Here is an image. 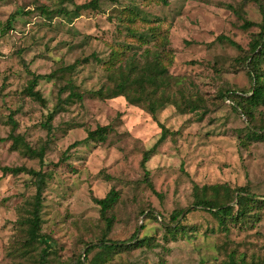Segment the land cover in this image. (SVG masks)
Returning <instances> with one entry per match:
<instances>
[{
    "label": "rangeland",
    "instance_id": "1",
    "mask_svg": "<svg viewBox=\"0 0 264 264\" xmlns=\"http://www.w3.org/2000/svg\"><path fill=\"white\" fill-rule=\"evenodd\" d=\"M88 1L74 0L76 4ZM146 1L99 0L100 13L86 11L68 21L56 13L61 6L73 9L67 0H0V167H25L49 175L41 227V233L51 239L48 264H72L87 243L101 236L104 220L93 198L102 199L111 190L118 193V200L108 212L112 224L107 236L127 240L143 225L139 238L152 237L156 246L133 248L103 264H224L230 253L247 261L263 259L264 215L252 228L236 226L224 233L212 232L217 226L208 213L192 212L182 222L188 234L175 241L163 239L161 225L174 210L191 206L194 185L225 183L264 195V140L245 143L243 137L246 127L264 120V105L255 108L252 124L232 110L231 99L222 97L226 91L250 94L252 81L239 64L244 53L218 39H231L245 51L257 29L242 30V21L229 10L240 0ZM130 3L152 20L150 26L160 24L159 35L167 37L168 50L162 49L159 38L139 45L114 20ZM43 4L55 12L49 18L36 9ZM245 19L260 21L254 4L245 8ZM7 21L12 29L5 30ZM150 26L135 27L146 33ZM122 45L132 53L145 48L159 52L170 76L180 80L179 88L202 101L200 109L182 114L166 105L156 112L155 122L122 97L91 96L106 81L104 67L93 58L105 62L111 49ZM86 58L88 64L79 65L71 77L81 100L54 115L53 133L47 136L41 123L53 111L64 81L45 77ZM21 60L41 77L35 89L44 106L21 94L31 78ZM67 95L63 92L61 98ZM11 112L18 124L16 133L32 148L47 143L44 165L9 149ZM103 126L110 128L104 142L85 140L88 131ZM160 126L169 132L161 142ZM150 150L145 168L153 190L144 182L141 166L143 154ZM34 193L27 174L0 177V264H34L15 250L18 209Z\"/></svg>",
    "mask_w": 264,
    "mask_h": 264
},
{
    "label": "trees",
    "instance_id": "2",
    "mask_svg": "<svg viewBox=\"0 0 264 264\" xmlns=\"http://www.w3.org/2000/svg\"><path fill=\"white\" fill-rule=\"evenodd\" d=\"M33 1L38 2L39 0ZM67 1L73 5V9L67 10L61 6L56 13L62 14L68 21L81 17L82 13L86 11L101 12L99 0H90L82 4H76L74 0ZM155 1L167 3L166 0ZM252 4L257 7L260 15L258 23L245 19V8ZM47 6L43 4L36 9L49 18L55 12L48 10ZM228 8L233 15L242 21V25L240 26L242 30L246 31L251 27H256L257 31L250 35L248 48L245 51L231 39L222 36L218 37L219 40L226 41L244 53L239 58V64L243 69H246L252 81L250 94L244 95L236 91H226L222 97L231 99L233 104L232 110L237 113L241 112L253 124L255 120L253 114L255 108L264 105V71L262 70V65L264 64V0H240L235 7L228 6ZM141 12V9L136 4L130 3L119 11L114 20L118 21V24L125 28L126 33L130 37L136 38L135 40L139 45H147L149 42H153V39L159 38L160 46L165 50L168 41L166 36L161 37L159 35L158 27L160 24L158 26L154 25L155 27L150 26L149 24L152 20L148 19L145 15L143 16ZM140 24L150 26L147 28L146 33L137 31V27L135 26H139ZM6 29H12L9 21L6 23ZM123 46L120 49H111L109 57L105 62H102L99 58H93L94 62L104 67L106 81L99 90L92 92L91 96H96L101 100L122 97L127 104L144 109L155 122H157L156 112L166 105L173 106L182 114L193 113L200 109L202 101L197 98H191L188 93L184 92L182 87L179 88L180 80L170 76L167 66L163 64L164 58L159 52L154 53L149 48H145L142 53H132L129 51L130 47ZM88 60L86 58L81 63L75 61L71 65L60 66L45 77L47 80L64 81L63 85L58 89L57 103L53 111L41 123V126L47 132V136L53 133L52 121L54 115L57 112L63 111L65 106L70 105L76 100H81L82 96L78 93V87L75 86L71 77L78 72L77 67L81 64H88ZM20 62L26 72L31 75L27 86L21 94L44 106L45 100L41 96V93L35 89L41 77L34 75L28 69L24 60ZM172 79L174 80L173 83ZM173 86L177 87L175 91L172 90ZM66 91L68 95L65 98H61V94ZM7 123L11 127L8 135V140L11 142L9 149L11 151H19L25 157L37 158L39 163L44 165L45 154L48 148L47 143L45 142L38 149L32 148L22 135L16 133L18 124L13 119L12 112L7 118ZM161 128L159 142L163 141L169 133L164 127ZM246 128L247 132L243 136L245 143L264 140V120ZM109 129V127L103 126L97 127L92 131L90 130L87 132L85 140L104 142L109 134ZM77 144L75 142L69 148ZM152 152L153 150L145 152L141 161V166L144 170V182L151 190H153V185L149 178V173L145 168V163ZM0 174V177L27 174L32 178L35 193L30 199L24 201L23 205L18 209V219L15 224L17 229V246L15 250L18 251L20 256L30 259L34 264H48L51 239L41 233V227L43 224V193L49 175L42 170L35 171L25 167H0ZM192 196L193 201L189 208L174 210L167 222H161L164 231L163 239L175 241L185 237L188 231L186 225L182 222L192 212L202 211L208 213L213 217L217 226V229L213 228L212 232L217 230L224 233H229L230 228L236 226H239V228H252L260 220L261 216L264 215V195H254L248 187L232 188L225 183L203 186L194 185ZM117 200L118 193L113 190L109 191L102 199L93 198L95 204L100 208V216L104 220L105 227L102 230L101 236L94 243H87L83 255L74 259L72 264H87V262L88 264H103L110 260L112 256L128 252L133 248L156 246L153 245L152 237L139 238L143 225L139 226L127 240H114L107 236L112 224V219L108 217V212L113 208ZM95 250L97 252L89 260V254ZM224 264H264V258L247 261L243 258H236L234 253H230L227 255Z\"/></svg>",
    "mask_w": 264,
    "mask_h": 264
}]
</instances>
